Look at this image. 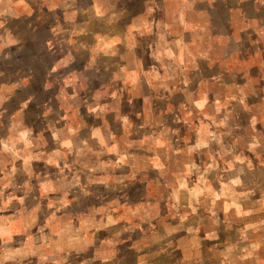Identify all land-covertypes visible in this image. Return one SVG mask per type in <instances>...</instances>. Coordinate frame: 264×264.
<instances>
[{
  "label": "rangeland",
  "instance_id": "obj_1",
  "mask_svg": "<svg viewBox=\"0 0 264 264\" xmlns=\"http://www.w3.org/2000/svg\"><path fill=\"white\" fill-rule=\"evenodd\" d=\"M0 264H264V0H0Z\"/></svg>",
  "mask_w": 264,
  "mask_h": 264
}]
</instances>
